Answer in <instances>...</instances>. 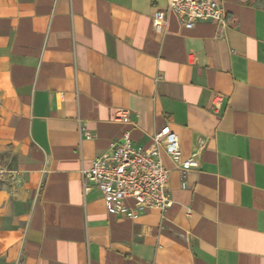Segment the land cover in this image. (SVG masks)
Returning a JSON list of instances; mask_svg holds the SVG:
<instances>
[{"label":"crops","instance_id":"obj_1","mask_svg":"<svg viewBox=\"0 0 264 264\" xmlns=\"http://www.w3.org/2000/svg\"><path fill=\"white\" fill-rule=\"evenodd\" d=\"M219 1L220 32L156 30L167 0H0V264H264V0ZM166 124L199 148L186 187L162 154L170 208L108 213L82 171Z\"/></svg>","mask_w":264,"mask_h":264},{"label":"built area","instance_id":"obj_2","mask_svg":"<svg viewBox=\"0 0 264 264\" xmlns=\"http://www.w3.org/2000/svg\"><path fill=\"white\" fill-rule=\"evenodd\" d=\"M167 11H173L187 29L201 21L215 22L219 32L226 25L219 0H167L166 9L153 12L156 30H165ZM115 118L127 120L128 110H118ZM85 135L89 137V133ZM198 152L199 148L182 158L178 136L168 124L151 136L148 146L132 144L125 132L82 171L83 189L95 187L110 214L134 218L151 209L165 212L172 199L168 190L169 170L162 162V154L171 160L181 187L185 188L187 172L199 165Z\"/></svg>","mask_w":264,"mask_h":264},{"label":"rangeland","instance_id":"obj_3","mask_svg":"<svg viewBox=\"0 0 264 264\" xmlns=\"http://www.w3.org/2000/svg\"><path fill=\"white\" fill-rule=\"evenodd\" d=\"M10 167V166H9Z\"/></svg>","mask_w":264,"mask_h":264}]
</instances>
